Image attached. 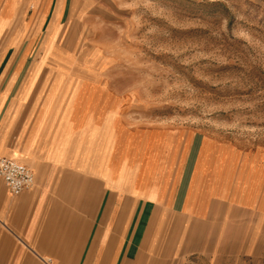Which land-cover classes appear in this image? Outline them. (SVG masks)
<instances>
[{
	"label": "crops",
	"instance_id": "crops-1",
	"mask_svg": "<svg viewBox=\"0 0 264 264\" xmlns=\"http://www.w3.org/2000/svg\"><path fill=\"white\" fill-rule=\"evenodd\" d=\"M77 8L90 14L83 23L98 25L120 7L0 0V156L35 176L16 197L0 180V264H169L227 253L242 241L257 249L263 148L185 130L123 132L115 98L62 96L57 83L43 94L41 64L24 62L10 76L11 51H40L42 60Z\"/></svg>",
	"mask_w": 264,
	"mask_h": 264
},
{
	"label": "rangeland",
	"instance_id": "rangeland-1",
	"mask_svg": "<svg viewBox=\"0 0 264 264\" xmlns=\"http://www.w3.org/2000/svg\"><path fill=\"white\" fill-rule=\"evenodd\" d=\"M115 1L118 16L98 25L75 9L43 61L40 51H11L10 76L41 64L43 94L57 83L62 96L115 98L123 132L185 130L264 149V0ZM243 244L169 264H264V240Z\"/></svg>",
	"mask_w": 264,
	"mask_h": 264
},
{
	"label": "built area",
	"instance_id": "built-area-1",
	"mask_svg": "<svg viewBox=\"0 0 264 264\" xmlns=\"http://www.w3.org/2000/svg\"><path fill=\"white\" fill-rule=\"evenodd\" d=\"M0 180L12 197L31 189L35 184V176L29 166L6 156H0Z\"/></svg>",
	"mask_w": 264,
	"mask_h": 264
}]
</instances>
